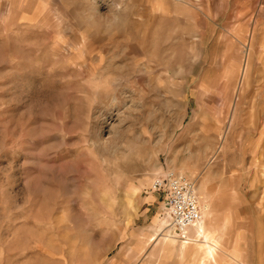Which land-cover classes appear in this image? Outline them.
I'll return each mask as SVG.
<instances>
[{
    "label": "rangeland",
    "instance_id": "obj_1",
    "mask_svg": "<svg viewBox=\"0 0 264 264\" xmlns=\"http://www.w3.org/2000/svg\"><path fill=\"white\" fill-rule=\"evenodd\" d=\"M170 172L264 264V0H0V264H192Z\"/></svg>",
    "mask_w": 264,
    "mask_h": 264
},
{
    "label": "built area",
    "instance_id": "obj_2",
    "mask_svg": "<svg viewBox=\"0 0 264 264\" xmlns=\"http://www.w3.org/2000/svg\"><path fill=\"white\" fill-rule=\"evenodd\" d=\"M150 190L164 196L171 226L181 240L189 241V230L202 222V208L195 184L170 172L153 180Z\"/></svg>",
    "mask_w": 264,
    "mask_h": 264
},
{
    "label": "crops",
    "instance_id": "obj_3",
    "mask_svg": "<svg viewBox=\"0 0 264 264\" xmlns=\"http://www.w3.org/2000/svg\"><path fill=\"white\" fill-rule=\"evenodd\" d=\"M202 207H203V211H202L201 229L203 231L202 237L204 238L205 241L198 244L197 246L187 247V245L184 243L177 246L173 243L174 241L172 239H169L172 242L170 244L165 245V248L163 247V249L170 250L172 248L174 250V253H173L174 256L178 257L179 260L185 259L186 254L190 255L193 261L192 264H198L200 260H202V258L204 260L206 258L208 261L213 260L214 264H217L214 255L217 249L219 248L218 244H220V242L222 241V238H221L222 236L219 233L221 226H219L220 223L212 221V222H209L208 227H206V224L204 223V218L210 217L212 215L215 216L218 214H225V212L222 213V209L220 207H213V208L211 207V209L209 208V210H208V207H205V205H203ZM225 211L227 212V209ZM189 234L195 235L196 237H201V234H199L194 229L189 230ZM162 238L165 239L166 237L162 236ZM200 264H205V263L202 261L200 262Z\"/></svg>",
    "mask_w": 264,
    "mask_h": 264
},
{
    "label": "bare ground",
    "instance_id": "obj_4",
    "mask_svg": "<svg viewBox=\"0 0 264 264\" xmlns=\"http://www.w3.org/2000/svg\"><path fill=\"white\" fill-rule=\"evenodd\" d=\"M193 229L196 230L199 234H201L202 233L201 223L200 225H198L197 227H194ZM193 229H190V230H193Z\"/></svg>",
    "mask_w": 264,
    "mask_h": 264
}]
</instances>
